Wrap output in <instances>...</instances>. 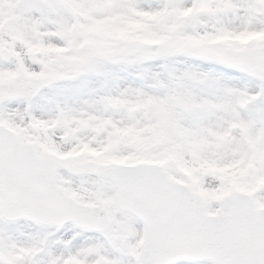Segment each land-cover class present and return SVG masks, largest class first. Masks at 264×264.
<instances>
[{"label": "snow or ice", "instance_id": "obj_1", "mask_svg": "<svg viewBox=\"0 0 264 264\" xmlns=\"http://www.w3.org/2000/svg\"><path fill=\"white\" fill-rule=\"evenodd\" d=\"M0 264H264V0H0Z\"/></svg>", "mask_w": 264, "mask_h": 264}]
</instances>
